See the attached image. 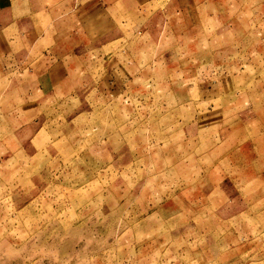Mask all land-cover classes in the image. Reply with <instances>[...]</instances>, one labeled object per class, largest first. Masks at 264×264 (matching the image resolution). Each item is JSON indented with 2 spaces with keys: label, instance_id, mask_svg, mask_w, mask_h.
Wrapping results in <instances>:
<instances>
[{
  "label": "rangeland",
  "instance_id": "374dc122",
  "mask_svg": "<svg viewBox=\"0 0 264 264\" xmlns=\"http://www.w3.org/2000/svg\"><path fill=\"white\" fill-rule=\"evenodd\" d=\"M102 52L58 101L0 79V264H264V0H151Z\"/></svg>",
  "mask_w": 264,
  "mask_h": 264
},
{
  "label": "crops",
  "instance_id": "0c3cea01",
  "mask_svg": "<svg viewBox=\"0 0 264 264\" xmlns=\"http://www.w3.org/2000/svg\"><path fill=\"white\" fill-rule=\"evenodd\" d=\"M150 1L0 0V79L8 81L5 89L27 105L68 98L86 81L81 73L87 72V63L103 56L102 48L121 38L123 25L133 22ZM114 73L107 71L100 81L103 97L111 98L126 84Z\"/></svg>",
  "mask_w": 264,
  "mask_h": 264
}]
</instances>
